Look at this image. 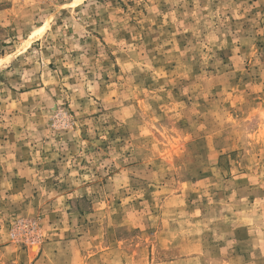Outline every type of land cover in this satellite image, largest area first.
<instances>
[{
    "label": "rangeland",
    "instance_id": "1",
    "mask_svg": "<svg viewBox=\"0 0 264 264\" xmlns=\"http://www.w3.org/2000/svg\"><path fill=\"white\" fill-rule=\"evenodd\" d=\"M0 264H264V0H0Z\"/></svg>",
    "mask_w": 264,
    "mask_h": 264
}]
</instances>
